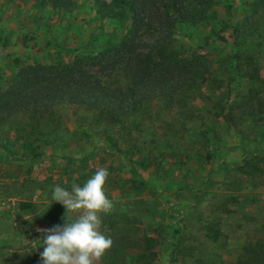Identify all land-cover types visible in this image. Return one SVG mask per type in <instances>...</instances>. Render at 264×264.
Wrapping results in <instances>:
<instances>
[{
	"label": "rangeland",
	"instance_id": "1",
	"mask_svg": "<svg viewBox=\"0 0 264 264\" xmlns=\"http://www.w3.org/2000/svg\"><path fill=\"white\" fill-rule=\"evenodd\" d=\"M216 1L215 19L197 29L180 31L175 47L198 49L212 37L232 41L233 27L243 26L245 40L238 37L236 41L243 42L246 55L257 51L253 58L261 66L259 82L250 81L247 75L233 82L231 91L221 97L206 91V98L190 101L183 108L182 119H176L175 112L159 120L154 117L160 126L163 121L175 123L177 133L170 138V147H165L167 137H161L158 127L150 123V128L131 135L129 127L116 126L113 130H124L117 139L119 146L133 153L124 161L103 139L114 131L106 129L107 119L96 111L61 104L31 119L24 106L11 98L27 76L20 71L41 65L45 70L39 74L48 73L51 67L71 66L76 56L91 53L87 42L92 29L85 21L95 10L79 0L77 10L71 15L64 12L67 20L60 23L57 12H37L33 0H0V32L3 25L5 29L0 41V157L5 147L17 158L8 162L0 158V264H42L45 234L39 230L49 229L52 218L67 222L77 218L76 213L67 215L53 196L35 198L31 187L36 185L41 191L57 185L68 190L73 182L83 186L100 167L109 171L107 195L114 208L101 216L100 230L113 240V247L99 264H127V259L137 264H235L244 246L264 238V177L243 172L247 160L264 153V93L260 92L264 89V10L252 7L264 0ZM15 5L22 7L21 19L16 17ZM37 18L43 19L38 27L34 24ZM18 20L31 28L27 32L30 48L15 42L12 33ZM10 39L9 50L3 49ZM49 42L51 47L45 48ZM226 50L234 54L231 47ZM211 51L213 76L228 78L225 68L230 63L225 65V56L218 58L215 49ZM232 62L230 69L237 63ZM250 63L247 73L253 66ZM232 87L238 89L239 97ZM179 121L190 129H182ZM149 131L158 133L159 142L142 143L143 138H150ZM240 138L245 149L239 147ZM131 140L138 146L132 147ZM29 145L30 156L38 161L51 152L70 154L76 177L56 180L53 176L58 174L46 159L42 166L33 165L35 159L26 164L23 157ZM87 153L92 156L87 158ZM141 155L145 157L139 161ZM21 203L34 207L21 211ZM209 226L220 230L217 241L208 235Z\"/></svg>",
	"mask_w": 264,
	"mask_h": 264
},
{
	"label": "trees",
	"instance_id": "2",
	"mask_svg": "<svg viewBox=\"0 0 264 264\" xmlns=\"http://www.w3.org/2000/svg\"><path fill=\"white\" fill-rule=\"evenodd\" d=\"M33 1L38 9L37 12L46 9L57 12L59 22L62 23L63 20L65 22L67 20L64 12L73 14V11L78 8L79 0ZM85 1L96 12L93 17L85 21L87 27L92 29L87 42V49H90L91 53L87 56H76L71 66L51 67L48 73L39 74L40 70H45L41 65L20 71V75L27 73V76L16 86V93L11 98L16 105L24 106V112L31 114V119H39L49 109L61 104L85 106L96 111L99 116L107 119L106 129L114 131L105 134L103 139L111 150L124 156V161L128 160L129 155L133 156V153L128 149L124 152V148L119 146L117 139L123 136L124 130L121 127L113 130L116 126L129 127L127 131L131 135L134 132L142 133V129L150 128L147 125L150 123L149 126L158 127L157 132L161 137H167L165 147H170V138L177 133L173 131L175 123L163 121V125L160 126L157 122H153L154 117L159 120L165 113L175 112L176 119H182L183 108L187 107L190 101L206 98L207 96H204L208 94L206 91L209 94L217 93L221 97L227 94L228 90L231 91L233 82L243 80L247 75L250 76V81L254 78L256 83L261 78L260 63L253 58L257 51L253 56L249 53L246 55L242 47L243 42L236 41L238 37L245 40L244 27H238V24L233 27L232 41L225 37L221 39L212 37L198 49L186 50L183 47H175L174 43L180 31L197 29L201 25H206L207 21L215 19L216 0ZM252 7L264 10V1H257ZM15 9L18 12L16 17L21 19V5H15ZM34 21L38 27V23H41L43 19L37 18ZM29 29L31 28L20 20L18 27L12 33L16 44L26 49L30 48L27 39ZM4 30L3 25L0 41L4 39ZM9 42H12L11 39L3 43V49L9 50L7 45ZM50 47L51 42L45 45V48ZM228 47L232 48L234 54L228 55L226 50ZM212 49H215V55L218 58L219 55L225 56L226 59H222L225 65L230 63L231 67L232 61L237 62L234 63L233 69L225 68L228 78L213 76ZM208 51L210 55L206 53ZM248 61L253 66H250L247 73ZM50 76L53 78L51 79ZM46 81L51 83L45 85ZM248 83L251 84L249 81ZM232 88L235 96L239 97L238 89ZM260 92L264 93V89ZM248 94L250 95V91ZM143 121L146 122V127H142ZM179 122L182 129H190L187 123ZM166 127L168 131H164ZM157 132H150V138H143L145 141L142 143L159 142ZM214 140H216L215 136L212 141ZM131 141V146L136 147V141ZM239 144L240 148L244 147L241 138ZM262 146L264 147V144ZM30 147V145L27 147L28 150L23 157L25 162L36 158L30 156L33 152ZM2 151L0 158L4 161L8 162L9 158L17 159L5 147ZM91 156L87 153V158ZM257 156L245 162L243 172L253 178L262 179L264 153L262 152V156ZM144 157L145 155H141L139 161ZM33 207L32 203L20 204L21 211H29ZM64 224V219L52 218L49 229L55 225L63 226ZM215 228V226H209L207 232L217 241L221 232ZM126 263L137 264L130 259H127ZM235 264H264V238L244 246Z\"/></svg>",
	"mask_w": 264,
	"mask_h": 264
},
{
	"label": "clouds",
	"instance_id": "3",
	"mask_svg": "<svg viewBox=\"0 0 264 264\" xmlns=\"http://www.w3.org/2000/svg\"><path fill=\"white\" fill-rule=\"evenodd\" d=\"M109 171L100 167L95 174L79 186L75 182L71 191L53 188V200L62 204L77 218L63 226L55 225L43 232L42 264H99L113 247V240L101 232L102 215L113 211V201L107 195ZM66 215V216H67Z\"/></svg>",
	"mask_w": 264,
	"mask_h": 264
},
{
	"label": "crops",
	"instance_id": "4",
	"mask_svg": "<svg viewBox=\"0 0 264 264\" xmlns=\"http://www.w3.org/2000/svg\"><path fill=\"white\" fill-rule=\"evenodd\" d=\"M68 140H66L67 142ZM70 141L72 142L73 145V139H70ZM67 155V156H66ZM66 155H62V154H55L54 152L49 153L48 155H46V157H44V159H41L38 161V159H35V163L33 165H38V166H42L44 163V160L46 159V162L49 161V164L51 165L52 168H50L51 170L54 171V173H57L58 175H54L53 177L57 180L58 178H67V180H70L73 177H76V173H75V166L74 163L72 162L73 159L70 160V154H66ZM33 158H31L28 162H26V164L28 163V165L31 164V161ZM49 159V160H48ZM36 161H38V163H36ZM7 162V161H4ZM55 164L53 166V164ZM22 164V163H21ZM47 167H49V165H47ZM32 170V169H31ZM32 188V193L35 198L37 196H41V197H47V196H52L51 194L53 193V186L49 187V189H44V190H38V186L35 185V187H31ZM71 188L68 187V190H70ZM37 195H36V194Z\"/></svg>",
	"mask_w": 264,
	"mask_h": 264
}]
</instances>
